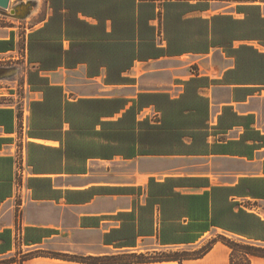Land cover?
<instances>
[{
	"label": "crops",
	"instance_id": "1",
	"mask_svg": "<svg viewBox=\"0 0 264 264\" xmlns=\"http://www.w3.org/2000/svg\"><path fill=\"white\" fill-rule=\"evenodd\" d=\"M38 1L25 96L0 102V264L264 244V0Z\"/></svg>",
	"mask_w": 264,
	"mask_h": 264
},
{
	"label": "rangeland",
	"instance_id": "2",
	"mask_svg": "<svg viewBox=\"0 0 264 264\" xmlns=\"http://www.w3.org/2000/svg\"><path fill=\"white\" fill-rule=\"evenodd\" d=\"M20 0H14L13 3H16ZM40 11V12H39ZM43 16V11L38 10L35 14L29 17L26 20L13 18L0 14V36L5 34L9 28H16V32H19L21 41L20 46L15 52L3 53L0 54V66L10 67V66H25L24 59V36L28 32L29 28L35 24ZM24 69L26 68L23 67ZM19 74L15 80H2L0 82V102H8L15 100L14 98H23L25 96V70ZM11 81V82H10ZM18 241V240H17ZM218 241L230 242L237 249L236 251V262L241 264L244 262L242 250L251 244L256 246L264 244L249 242L239 238H232L223 236L220 234H209L206 236L203 241H201L196 246L191 247H171V248H161L155 246H141L133 250L118 252L116 254L107 255L101 258H107L115 262H138L143 261H156L164 260L169 258H178L180 260L193 258L196 255L203 253L210 247H213Z\"/></svg>",
	"mask_w": 264,
	"mask_h": 264
},
{
	"label": "trees",
	"instance_id": "3",
	"mask_svg": "<svg viewBox=\"0 0 264 264\" xmlns=\"http://www.w3.org/2000/svg\"><path fill=\"white\" fill-rule=\"evenodd\" d=\"M222 242L225 243L226 245H228L231 248V250H232V252H231V264H237V262H236L237 258H236V254H235L237 249L230 242H224V241H222ZM211 248L212 247L208 248L203 253H201L199 255H196L194 257H201L202 255L207 253ZM241 252H242V255H243V259H244V262L241 263V264H251V258L253 256L264 258V246H262V245L256 246L254 244H251L249 246H246ZM26 257H29V255H27ZM68 258L71 259V260H75V261L88 262L90 264L126 263V262H115V261H111V260H109L107 258H101V257L82 258V257H78V256H70ZM22 259H24V258H22ZM170 260H180V259H178V258H169V259L156 260V261H170ZM7 261H15V258H10ZM138 262H150V261L140 260ZM152 262H154V261H152ZM21 264H22V262H21Z\"/></svg>",
	"mask_w": 264,
	"mask_h": 264
},
{
	"label": "water",
	"instance_id": "4",
	"mask_svg": "<svg viewBox=\"0 0 264 264\" xmlns=\"http://www.w3.org/2000/svg\"><path fill=\"white\" fill-rule=\"evenodd\" d=\"M26 7V9H25ZM39 7L38 0H27L26 2H20L13 6L11 0H0V14L9 17H15L18 19L26 20L33 15V9ZM10 10V12H8ZM19 66L2 67L0 71H4L3 75L0 74V80H14L19 73Z\"/></svg>",
	"mask_w": 264,
	"mask_h": 264
},
{
	"label": "built area",
	"instance_id": "5",
	"mask_svg": "<svg viewBox=\"0 0 264 264\" xmlns=\"http://www.w3.org/2000/svg\"><path fill=\"white\" fill-rule=\"evenodd\" d=\"M13 1L14 0H11V4L13 3ZM0 82H3L2 80H0ZM11 82V81H10ZM1 95V94H0ZM21 106H19V105H17V109L21 112V114H22V118L24 117V115H25V110L23 109V108H20ZM24 119V118H23ZM24 121H23V124H22V127H24ZM19 159H20V157H19ZM23 171H22V166H18V169H17V176H16V180H15V182H16V184H17V186L19 187L20 186V184H19V181H20V179L22 178V176H23ZM17 192L19 193V191L17 190ZM19 237H20V234H19V232L17 231V233H16V239L18 240L19 239Z\"/></svg>",
	"mask_w": 264,
	"mask_h": 264
},
{
	"label": "bare ground",
	"instance_id": "6",
	"mask_svg": "<svg viewBox=\"0 0 264 264\" xmlns=\"http://www.w3.org/2000/svg\"><path fill=\"white\" fill-rule=\"evenodd\" d=\"M27 0H20V1H18V2H16V3H12V5L13 6H15V5H17V4H19L20 2H26ZM25 9H26V7H25ZM34 11H35V9H33V13H34ZM8 12H10V10H8ZM3 15V14H2ZM13 18H15V17H13ZM22 72V67L19 69V73L17 74V76L16 77H14L15 79H17V77L19 76V74ZM3 73H5L4 71L2 72V71H0V74L1 75H3ZM14 79V80H15Z\"/></svg>",
	"mask_w": 264,
	"mask_h": 264
}]
</instances>
